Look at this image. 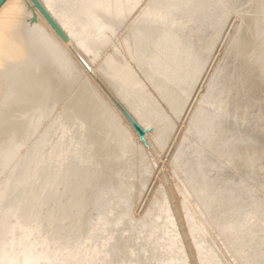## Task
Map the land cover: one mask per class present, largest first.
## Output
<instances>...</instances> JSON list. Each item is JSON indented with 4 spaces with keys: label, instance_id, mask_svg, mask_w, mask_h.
Wrapping results in <instances>:
<instances>
[{
    "label": "bare ground",
    "instance_id": "6f19581e",
    "mask_svg": "<svg viewBox=\"0 0 264 264\" xmlns=\"http://www.w3.org/2000/svg\"><path fill=\"white\" fill-rule=\"evenodd\" d=\"M37 1L66 42L0 7V264H264V0Z\"/></svg>",
    "mask_w": 264,
    "mask_h": 264
},
{
    "label": "water",
    "instance_id": "95a60500",
    "mask_svg": "<svg viewBox=\"0 0 264 264\" xmlns=\"http://www.w3.org/2000/svg\"><path fill=\"white\" fill-rule=\"evenodd\" d=\"M6 0H0V7ZM30 2L33 4V6L39 11V13L43 16V18L46 20V22L50 25V27L54 30V32L59 36V38L66 42V37L61 31V29L57 26V24L53 21V19L49 16V14L44 10V8L39 4L37 0H30ZM134 130L137 132V134L142 137L144 135V132L142 129L134 122H131Z\"/></svg>",
    "mask_w": 264,
    "mask_h": 264
},
{
    "label": "rangeland",
    "instance_id": "374dc122",
    "mask_svg": "<svg viewBox=\"0 0 264 264\" xmlns=\"http://www.w3.org/2000/svg\"><path fill=\"white\" fill-rule=\"evenodd\" d=\"M34 138H35V136H34L31 140H34ZM20 153L23 154V153H24V150H22V152H20ZM16 158L18 159V156H16ZM17 159H16V161H17ZM16 161H15V162H16Z\"/></svg>",
    "mask_w": 264,
    "mask_h": 264
}]
</instances>
